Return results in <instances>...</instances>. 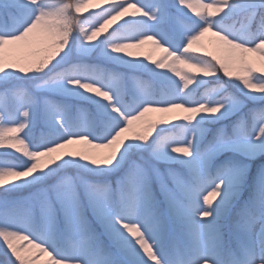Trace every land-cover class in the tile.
I'll return each mask as SVG.
<instances>
[{
    "label": "snow or ice",
    "instance_id": "obj_1",
    "mask_svg": "<svg viewBox=\"0 0 264 264\" xmlns=\"http://www.w3.org/2000/svg\"><path fill=\"white\" fill-rule=\"evenodd\" d=\"M0 252L264 264V0H0Z\"/></svg>",
    "mask_w": 264,
    "mask_h": 264
},
{
    "label": "trees",
    "instance_id": "obj_2",
    "mask_svg": "<svg viewBox=\"0 0 264 264\" xmlns=\"http://www.w3.org/2000/svg\"><path fill=\"white\" fill-rule=\"evenodd\" d=\"M89 62H90V63H94L95 61H89ZM142 79H143L144 81H149V77H148L147 75H144V76L142 77ZM149 84L151 85V87L153 88V90H155V91H158V90H159V87H160L159 84H152L151 81H149ZM129 87H130V85H129ZM201 92H202V91H201ZM9 103H10V104L12 103L11 100H9ZM83 106H84L85 108H88L89 110H91V106H90V105L85 104V105H83ZM39 133H40V129L37 128V129H36V134L39 135ZM165 134H168V133H165ZM174 134H175V135H179V134H180V130L177 129L176 132H175Z\"/></svg>",
    "mask_w": 264,
    "mask_h": 264
},
{
    "label": "rangeland",
    "instance_id": "obj_3",
    "mask_svg": "<svg viewBox=\"0 0 264 264\" xmlns=\"http://www.w3.org/2000/svg\"><path fill=\"white\" fill-rule=\"evenodd\" d=\"M91 11H94V9H91V5H89V8H88L87 10H85V12L82 13L81 15H82V16H88V15H90ZM101 38H102V37H101ZM148 50H149V46H145V48H144V55H147ZM138 87H139V86H138ZM201 91H203V89H201ZM234 118H235V117H233V119H234ZM4 260H5V257H4V255L2 254V252H0V264H3Z\"/></svg>",
    "mask_w": 264,
    "mask_h": 264
},
{
    "label": "bare ground",
    "instance_id": "obj_4",
    "mask_svg": "<svg viewBox=\"0 0 264 264\" xmlns=\"http://www.w3.org/2000/svg\"><path fill=\"white\" fill-rule=\"evenodd\" d=\"M95 3H96V0H93V4H95ZM91 9L96 10V9L93 7V5H91Z\"/></svg>",
    "mask_w": 264,
    "mask_h": 264
}]
</instances>
